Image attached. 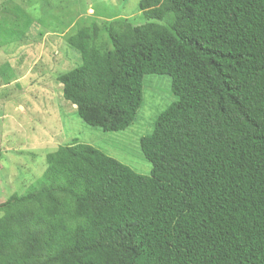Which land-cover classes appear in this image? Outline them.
I'll return each mask as SVG.
<instances>
[{
  "label": "trees",
  "instance_id": "obj_1",
  "mask_svg": "<svg viewBox=\"0 0 264 264\" xmlns=\"http://www.w3.org/2000/svg\"><path fill=\"white\" fill-rule=\"evenodd\" d=\"M144 23L67 38L81 63L57 76L88 125L130 126L146 74L175 100L139 138L135 172L77 141L0 203V264H264V0H139ZM0 46L24 38L19 6ZM1 72V68H0Z\"/></svg>",
  "mask_w": 264,
  "mask_h": 264
},
{
  "label": "rangeland",
  "instance_id": "obj_2",
  "mask_svg": "<svg viewBox=\"0 0 264 264\" xmlns=\"http://www.w3.org/2000/svg\"><path fill=\"white\" fill-rule=\"evenodd\" d=\"M139 0H0V19L19 6L32 19L20 41L0 46V203L21 193L46 168L45 156L60 145L86 143L149 175L139 138L156 115L175 100L170 77L146 74L142 104L133 123L120 131L86 124L62 96L57 76L81 63L67 38L83 26L99 27L97 46H110L106 29L144 23Z\"/></svg>",
  "mask_w": 264,
  "mask_h": 264
}]
</instances>
